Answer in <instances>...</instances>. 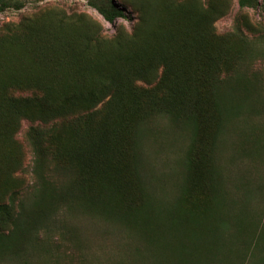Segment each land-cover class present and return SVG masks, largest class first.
Wrapping results in <instances>:
<instances>
[{
  "label": "trees",
  "instance_id": "1",
  "mask_svg": "<svg viewBox=\"0 0 264 264\" xmlns=\"http://www.w3.org/2000/svg\"><path fill=\"white\" fill-rule=\"evenodd\" d=\"M85 2L108 23L125 17L113 0ZM128 4L138 13L140 26L151 22L158 27V18L169 20L175 8L171 0H128ZM23 5L21 0H0V12L19 10ZM238 6L255 8L258 0H238ZM39 23L36 19L25 21L0 37V67L8 66L0 74V115L9 111L17 119L19 104L30 107L45 121L59 115L66 104L85 113H77L71 121L72 132L65 142L56 141L54 129H29L31 183L0 204V215L8 214L9 225L0 232V260L3 264H37L41 256L34 261L36 251L47 256L52 246L59 252L53 255L56 264H83L82 234L75 218L79 215L101 225L102 233H107V226L118 224L129 235H136L138 243L126 253L128 264L159 263L164 259L161 254L167 252L175 257L173 264H195L197 253H204L197 248L203 234L197 230L199 215L190 209L189 202L198 194L202 197L206 190L212 198L221 194L216 160L224 129L240 113V109L229 111L239 106H226L222 95L239 93L240 61L252 57L218 50L213 58L218 70L213 64L207 66L210 68L197 65L188 83L184 80L189 74L181 68L165 82L163 68V78L155 88L144 90L130 106H123L118 95L122 86L110 75H98L97 61L85 54L87 46L97 49L101 44L97 24L62 10L57 19L49 17ZM137 33L135 37L142 40L143 47L145 36L139 30ZM235 36L249 53L248 37L239 28ZM159 37L164 41L162 33ZM137 54L133 49L121 52L122 60ZM22 64L32 80L30 86L19 88L25 95L14 96L8 89L10 77H6ZM12 77L17 79L18 73ZM53 93L58 99L50 96ZM241 93L244 100L252 95L247 89ZM109 102L116 103L109 104L117 107L115 113L108 110ZM161 117L186 137L185 149L176 163L180 183L171 203L155 197L144 158V143L148 134L159 131L153 127ZM240 151L247 152L243 147ZM206 174L210 176L207 182L203 180ZM201 181L205 190L200 192ZM237 216L234 222L239 226L240 211ZM210 229L218 245L222 243L223 223H211L208 232ZM254 229L260 241L261 219Z\"/></svg>",
  "mask_w": 264,
  "mask_h": 264
},
{
  "label": "rangeland",
  "instance_id": "2",
  "mask_svg": "<svg viewBox=\"0 0 264 264\" xmlns=\"http://www.w3.org/2000/svg\"><path fill=\"white\" fill-rule=\"evenodd\" d=\"M171 1L175 5L172 17L169 20L159 17L160 25L156 27L151 22L140 26L138 13L128 4V0H113L125 14V17L116 19L114 23L106 22L85 0H21L24 4L21 9L0 12V37L4 36L9 28L18 27L25 21L36 19L42 24L49 17L57 19L60 10L65 11L67 15L75 14L78 18L86 17L97 24V36L100 37L101 44L97 49L87 46L85 54L97 61L98 75H110L114 83L122 86L118 95L123 106H130L144 90L155 88L163 78V68H166L165 82L171 81L172 72L174 73L176 68H181L182 72L189 74L184 80L188 83L192 78L191 70L197 65L207 67L213 64V67L217 68L214 70H218V65L213 61L218 50H224L228 54L242 52L245 57L250 55L251 60L244 58L239 64V93L236 96L222 95L227 100L226 106H239L229 111L240 109V113L231 120L230 127L224 129L216 160L221 173V194L212 198L206 190L202 197L198 194L189 203L192 207L190 209L199 215L201 222L197 230L203 234L197 248L204 252V256L195 250V264L203 261L207 264H264L263 0H258V6L255 8L243 9L239 8L238 0ZM153 5L159 8L157 3ZM237 28L249 39V53L242 49L235 36ZM138 30L145 36L143 47L142 40L139 41L135 37ZM161 33L164 41L159 37ZM130 49L138 54L126 61L122 60L121 52L126 53ZM231 63L233 64L232 61ZM7 67L1 66L0 74L4 73ZM208 71L212 76V69ZM14 72L18 73L17 79L12 77ZM8 77L9 91L12 90L14 96L25 95L26 92L19 88L30 86L32 77L27 74L24 64L6 78ZM242 89L251 92L248 100L240 97ZM52 95L58 99L57 93L50 96ZM109 104L116 103L109 102L106 105ZM111 105L107 108L115 113L117 107ZM68 106L70 107L69 104L63 106L59 115L46 121L39 113L30 111V107L20 104V115L17 119H14V114L9 111L0 115V204L6 202L11 193L24 190L31 183L32 153L26 138L30 128H44L49 131L54 129V133L61 137L60 140L56 136L58 143L69 138L72 132L71 121L77 113L85 111L77 112ZM249 110L259 112L250 113ZM156 121L153 128H158L159 131L148 134L143 146L146 174L155 197L171 203L180 183L176 163L185 149L186 137H182L177 127L170 124L166 118L161 117ZM5 126L10 128H3ZM241 147L247 152L242 153ZM125 173L124 171L123 176ZM209 177V174H206L203 180L207 182ZM198 186L200 192L205 190L203 181ZM205 196L207 200H204ZM238 211L241 215L239 226L234 222L237 221ZM7 218L8 214L6 217L0 215V232L8 230ZM75 218L79 219L82 234L83 264H128L126 253L138 243L136 235H129V232L121 229L118 224L107 226V233H102L103 228L98 223L93 224L88 218H81L79 215ZM260 219L263 233L258 241L259 235H256L254 228H258ZM211 223L215 226L223 223L225 227L224 239L219 245L212 229L208 232ZM49 249L52 254L47 256L36 251L34 261L36 257L41 256L37 259V264H56L54 256L59 252L52 246ZM161 256L164 257L163 261L152 263L150 260L148 264H173L175 261L171 252ZM51 258L53 259L50 261ZM0 264H3L1 260Z\"/></svg>",
  "mask_w": 264,
  "mask_h": 264
}]
</instances>
